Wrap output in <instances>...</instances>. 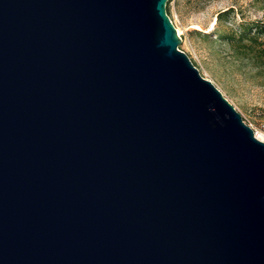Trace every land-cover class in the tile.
Segmentation results:
<instances>
[{"label": "water", "instance_id": "water-1", "mask_svg": "<svg viewBox=\"0 0 264 264\" xmlns=\"http://www.w3.org/2000/svg\"><path fill=\"white\" fill-rule=\"evenodd\" d=\"M168 0H0V264H264V142Z\"/></svg>", "mask_w": 264, "mask_h": 264}, {"label": "rangeland", "instance_id": "rangeland-1", "mask_svg": "<svg viewBox=\"0 0 264 264\" xmlns=\"http://www.w3.org/2000/svg\"><path fill=\"white\" fill-rule=\"evenodd\" d=\"M225 10L232 11L226 27L243 22L264 24V0H172L169 19L180 33L178 49L200 76L212 83L255 137L264 135V68L251 61H235L226 46L209 42L217 36L216 26L211 27L213 19ZM260 41L264 48V36Z\"/></svg>", "mask_w": 264, "mask_h": 264}, {"label": "trees", "instance_id": "trees-1", "mask_svg": "<svg viewBox=\"0 0 264 264\" xmlns=\"http://www.w3.org/2000/svg\"><path fill=\"white\" fill-rule=\"evenodd\" d=\"M166 3V14L170 17V3ZM230 10H225L217 13L215 17V33L216 38L210 40V43L219 46H226L230 51L232 58L235 61H251L259 64L264 68V48L260 38L264 36V24L261 22L254 23H240L235 28L226 27L225 24L230 20ZM195 34L200 35V32L193 31ZM208 39V35L203 33L201 35Z\"/></svg>", "mask_w": 264, "mask_h": 264}, {"label": "bare ground", "instance_id": "bare-ground-1", "mask_svg": "<svg viewBox=\"0 0 264 264\" xmlns=\"http://www.w3.org/2000/svg\"><path fill=\"white\" fill-rule=\"evenodd\" d=\"M215 25V19H213V22L211 24V27ZM211 29V28H210ZM177 33L180 35L179 31L177 30ZM256 138L260 141H264V135H259V134H256Z\"/></svg>", "mask_w": 264, "mask_h": 264}]
</instances>
